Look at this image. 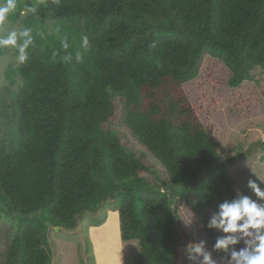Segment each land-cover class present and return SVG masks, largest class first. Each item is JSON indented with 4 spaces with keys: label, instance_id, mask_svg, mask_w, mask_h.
Returning <instances> with one entry per match:
<instances>
[{
    "label": "trees",
    "instance_id": "1",
    "mask_svg": "<svg viewBox=\"0 0 264 264\" xmlns=\"http://www.w3.org/2000/svg\"><path fill=\"white\" fill-rule=\"evenodd\" d=\"M17 3L13 23L37 11L21 18L34 38L15 69L22 87L0 93V205L20 215L3 264H51L48 227L73 230L108 199L121 242H137V264H201L190 258L200 234L217 264H233L242 234L210 221L242 195L183 84L206 57L224 64L231 85L264 72V0ZM229 235L239 243L216 249Z\"/></svg>",
    "mask_w": 264,
    "mask_h": 264
},
{
    "label": "rangeland",
    "instance_id": "2",
    "mask_svg": "<svg viewBox=\"0 0 264 264\" xmlns=\"http://www.w3.org/2000/svg\"><path fill=\"white\" fill-rule=\"evenodd\" d=\"M26 14L20 12V18L14 23L8 19V28L22 29L21 18ZM46 21L51 32L52 20L47 18ZM0 48V93L10 99L22 87V81L15 73L20 63L16 61L15 48ZM8 68L13 70L14 82L6 90L10 84L6 76ZM229 75L222 62L206 57L198 75L183 87L200 121L212 128L217 155L227 163L239 193L264 206V200L249 187L251 180L264 190V72L253 69L251 77L237 85L229 83ZM114 127L122 131L118 123ZM125 139L131 148L139 150L126 133ZM116 208L113 200L108 199L98 210L83 214L73 230L49 226L47 241L51 264H137V242L123 244L119 239ZM19 216L10 214L0 205V264L4 263L10 240L17 231ZM98 222L105 223L97 226ZM200 236H196V244L202 241ZM203 247L217 264L209 246L204 244Z\"/></svg>",
    "mask_w": 264,
    "mask_h": 264
},
{
    "label": "clouds",
    "instance_id": "3",
    "mask_svg": "<svg viewBox=\"0 0 264 264\" xmlns=\"http://www.w3.org/2000/svg\"><path fill=\"white\" fill-rule=\"evenodd\" d=\"M19 7L17 0H0V47L15 48L17 50L16 61L24 64L29 60L27 50L34 40L32 29H9L7 23L9 16L14 14ZM36 11L35 6L23 9V12L33 14ZM61 46L67 51L69 48L67 37L61 40ZM82 47L85 49L89 47L86 36L82 38ZM53 55L55 56L56 53ZM75 58L77 61L82 60V53L77 51ZM64 59L71 60V54L66 55ZM249 187L258 198L264 200V190H261L255 182L250 180ZM210 226L221 227L225 233L242 234L240 239L244 240V247L231 253L233 264H264V206L246 196L232 202H225L220 205V210L217 216L210 221ZM237 243L239 240L234 235H229L227 238L219 239L215 247L216 249H227L229 245ZM192 255H201L202 264H214L210 254L204 251L202 243L191 247L190 258Z\"/></svg>",
    "mask_w": 264,
    "mask_h": 264
},
{
    "label": "crops",
    "instance_id": "4",
    "mask_svg": "<svg viewBox=\"0 0 264 264\" xmlns=\"http://www.w3.org/2000/svg\"><path fill=\"white\" fill-rule=\"evenodd\" d=\"M115 211H110V213H114ZM116 215H117V219H118V214H117V211H116ZM106 222V221H105ZM105 222H103L100 226H102ZM118 236H120L119 235V228H118ZM119 239H120V237H119Z\"/></svg>",
    "mask_w": 264,
    "mask_h": 264
},
{
    "label": "water",
    "instance_id": "5",
    "mask_svg": "<svg viewBox=\"0 0 264 264\" xmlns=\"http://www.w3.org/2000/svg\"><path fill=\"white\" fill-rule=\"evenodd\" d=\"M56 228H58V227H56Z\"/></svg>",
    "mask_w": 264,
    "mask_h": 264
}]
</instances>
